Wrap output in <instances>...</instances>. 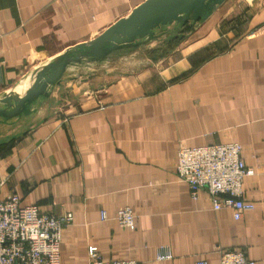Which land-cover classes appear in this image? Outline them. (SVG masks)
Wrapping results in <instances>:
<instances>
[{
	"label": "crops",
	"instance_id": "obj_1",
	"mask_svg": "<svg viewBox=\"0 0 264 264\" xmlns=\"http://www.w3.org/2000/svg\"><path fill=\"white\" fill-rule=\"evenodd\" d=\"M143 1L0 0V97ZM195 22L71 64L35 112L1 120L0 198L73 213L60 264H88L91 244L138 264H219L228 248L264 264V0H225ZM187 24L184 39L166 38ZM230 141L252 169L244 189L256 207L239 219L206 189L192 198L177 173L181 147ZM123 205L135 229L116 219Z\"/></svg>",
	"mask_w": 264,
	"mask_h": 264
},
{
	"label": "built area",
	"instance_id": "obj_2",
	"mask_svg": "<svg viewBox=\"0 0 264 264\" xmlns=\"http://www.w3.org/2000/svg\"><path fill=\"white\" fill-rule=\"evenodd\" d=\"M239 141L183 146L178 151L177 173L197 199L206 189L215 210L230 208L239 219L256 207L245 196L244 180L252 174ZM120 226L135 229L137 214L130 205L115 215ZM102 218H107L102 211ZM73 213L47 212L38 203L22 204L13 192L0 198V264H60L62 230L73 222ZM219 264H257L244 249H220ZM172 257L161 252L158 259ZM88 264H138L135 259H105L100 248L88 247ZM196 264H209L199 259Z\"/></svg>",
	"mask_w": 264,
	"mask_h": 264
},
{
	"label": "water",
	"instance_id": "obj_3",
	"mask_svg": "<svg viewBox=\"0 0 264 264\" xmlns=\"http://www.w3.org/2000/svg\"><path fill=\"white\" fill-rule=\"evenodd\" d=\"M225 0H145L129 15L121 17L82 48L66 51L34 72L21 86L4 91L0 97V122L37 110L32 105L49 96L50 88L59 84L71 64L108 59L115 51L156 38V29L171 23L204 21Z\"/></svg>",
	"mask_w": 264,
	"mask_h": 264
},
{
	"label": "rangeland",
	"instance_id": "obj_4",
	"mask_svg": "<svg viewBox=\"0 0 264 264\" xmlns=\"http://www.w3.org/2000/svg\"><path fill=\"white\" fill-rule=\"evenodd\" d=\"M230 2H228V4H229ZM239 3V2H238ZM228 4H226V5H228ZM232 6V5H231ZM230 7V6H229ZM223 21V23L225 22V19H223L222 20ZM175 23H178V22H175ZM175 23H171V24H167V25H169V26H171V25H176ZM188 23H192V24H195L196 22L195 21H189ZM180 24V23H179ZM184 24V23H183ZM172 27H174V26H172ZM185 27V28H184ZM184 27H181V28H179V29H181L182 31H178L176 34H172V32H168V34H167V36H166V38H168V39H176V40H182V39H184V37H185V34H184V30L186 29V27H188V24L187 25H185ZM191 28V27H190ZM186 32V31H185ZM187 32H189V31H187ZM186 32V33H187ZM174 35H176V36H174ZM122 56V55H121ZM118 58H121V57H118ZM55 59V57L54 58H52L51 60H54Z\"/></svg>",
	"mask_w": 264,
	"mask_h": 264
}]
</instances>
